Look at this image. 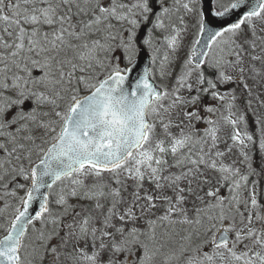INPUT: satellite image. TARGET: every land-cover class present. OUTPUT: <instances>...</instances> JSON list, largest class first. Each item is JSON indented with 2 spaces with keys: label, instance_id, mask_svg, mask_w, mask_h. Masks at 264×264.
Masks as SVG:
<instances>
[{
  "label": "snow or ice",
  "instance_id": "6c2138e0",
  "mask_svg": "<svg viewBox=\"0 0 264 264\" xmlns=\"http://www.w3.org/2000/svg\"><path fill=\"white\" fill-rule=\"evenodd\" d=\"M260 84L264 0H0V264H264Z\"/></svg>",
  "mask_w": 264,
  "mask_h": 264
},
{
  "label": "rangeland",
  "instance_id": "374dc122",
  "mask_svg": "<svg viewBox=\"0 0 264 264\" xmlns=\"http://www.w3.org/2000/svg\"><path fill=\"white\" fill-rule=\"evenodd\" d=\"M186 45H187V41L185 42ZM157 83H159V80L157 79L156 81ZM249 84L250 85H253V82L252 81H249ZM229 87H233V86H229ZM237 94L239 95V90L237 92ZM245 97H247V93H244ZM256 95H259L261 99H264V84H260V85H255L253 87V96H256ZM212 103H217V102H212ZM241 105H244L245 104V101H240L239 102ZM253 108H259V102L254 100L253 101ZM218 107H220V111L223 112L224 109H223V105L222 104H218ZM260 111L264 112V109H260ZM220 115V112H217L216 114V117H213V118H218ZM201 127H203V125H201ZM242 127V126H241ZM235 158V157H233ZM227 162H231L230 160L227 161ZM252 179H256L255 177H253ZM262 185H264V181H262ZM22 194V193H21ZM2 202H0V207H2Z\"/></svg>",
  "mask_w": 264,
  "mask_h": 264
},
{
  "label": "water",
  "instance_id": "95a60500",
  "mask_svg": "<svg viewBox=\"0 0 264 264\" xmlns=\"http://www.w3.org/2000/svg\"><path fill=\"white\" fill-rule=\"evenodd\" d=\"M147 55V53L145 52V56Z\"/></svg>",
  "mask_w": 264,
  "mask_h": 264
}]
</instances>
